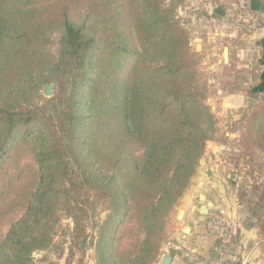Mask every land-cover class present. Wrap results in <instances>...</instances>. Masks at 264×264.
<instances>
[{
	"label": "trees",
	"instance_id": "1",
	"mask_svg": "<svg viewBox=\"0 0 264 264\" xmlns=\"http://www.w3.org/2000/svg\"><path fill=\"white\" fill-rule=\"evenodd\" d=\"M185 1L0 0V163L34 162L0 183V227L9 224L0 264H31L62 217L75 246L94 222L96 264L157 263L215 134L199 60L175 16ZM48 83L56 87L44 98ZM242 146L264 153V107L246 118ZM257 202L248 211L264 238V188ZM134 234L126 251L119 242Z\"/></svg>",
	"mask_w": 264,
	"mask_h": 264
},
{
	"label": "rangeland",
	"instance_id": "2",
	"mask_svg": "<svg viewBox=\"0 0 264 264\" xmlns=\"http://www.w3.org/2000/svg\"><path fill=\"white\" fill-rule=\"evenodd\" d=\"M175 16L187 32L191 53L199 60L198 70L208 87L206 103L215 118L213 140L206 144L191 186L198 176L204 178L203 171L207 167L217 171L223 179L220 184L213 179L207 184L211 211L204 225L209 227L208 234H214L224 242L207 243L209 253L205 258L217 264H224V261L228 264H264V243H260L264 238L258 234L259 226L248 211V203L256 206L264 188V153L255 150L245 154L242 146L246 118L259 106L264 107V92H261L262 86L258 87L264 82L261 80L264 70V0H186ZM59 47V33L51 34L50 49L55 56ZM47 85H53L52 94L56 87L55 83L42 86L44 98H48L44 96ZM249 99L254 102L248 103ZM24 163L34 164L29 155L18 158L10 155L2 161L0 183ZM258 210L264 216L263 204ZM173 214L174 211L162 243L176 244L184 264H200L204 257L200 251H195L199 246L172 243L169 232L175 228ZM104 216L105 212H101L93 221L97 223ZM93 223L85 224L86 239L75 246L71 239L72 221L62 217L52 247L33 252L31 264H77L78 261L96 264L93 249L88 246L96 237L97 228H91ZM239 227L249 232L252 230V243H239ZM8 228L9 224L4 222L0 236L3 237ZM136 234L120 240L119 243H126V251L131 249V243H139ZM80 247L84 248V253ZM182 249H186L187 254L185 250L181 252Z\"/></svg>",
	"mask_w": 264,
	"mask_h": 264
},
{
	"label": "crops",
	"instance_id": "3",
	"mask_svg": "<svg viewBox=\"0 0 264 264\" xmlns=\"http://www.w3.org/2000/svg\"><path fill=\"white\" fill-rule=\"evenodd\" d=\"M264 56V53H263ZM264 58V57H263ZM263 76H261V80L264 79V70H262ZM204 158H202L204 162ZM202 162V163H203ZM201 164V162H200ZM204 178L198 176L193 181V185L191 186L190 190L186 192V194L182 197L179 201L178 206L174 210V214L172 215V219L175 223V228L169 232L170 239L172 243H194L195 246H199L198 248L195 247V251L202 254L204 257L200 264H217L215 261L210 262L208 261L205 256L208 255L209 250L206 248L207 243H223L219 241V239L214 234H208L207 230L209 227H206L204 224L206 220H208V215L210 214L211 209L208 207V203L211 201V197L207 192V184L213 179L215 183L220 184L223 179L222 177L218 176V172L214 171V169H210L207 167L204 171ZM211 176V178H207ZM205 206L208 210V214L203 216L199 212V207ZM205 220V221H204ZM201 223V224H199ZM229 225V224H228ZM238 226H240L238 224ZM240 228V227H239ZM240 239H238L239 243H252L253 237L251 236V231H245L244 228H240ZM254 233L257 235V231L253 230ZM168 233V231H167ZM253 234V233H252ZM194 235H196L194 237ZM260 243H264L261 241ZM170 242L168 244L163 243L162 248L160 249V253L156 264H159L162 257L166 254V250L171 247H177L174 244L171 246ZM185 245V244H183ZM185 253L186 252V249ZM183 249L181 252L184 251ZM164 252V253H163ZM184 259L181 260L180 252L176 250L175 256L172 258L171 264H184ZM223 264V263H222ZM224 264H228V261H224Z\"/></svg>",
	"mask_w": 264,
	"mask_h": 264
},
{
	"label": "water",
	"instance_id": "4",
	"mask_svg": "<svg viewBox=\"0 0 264 264\" xmlns=\"http://www.w3.org/2000/svg\"><path fill=\"white\" fill-rule=\"evenodd\" d=\"M52 87L53 85H47L45 88H44V96L45 97H51L52 95ZM251 102H254V100L252 99H249L248 100V103H251ZM199 212L201 215L205 216L208 214V210L205 206H201L199 207ZM176 254V249L171 247V248H168L166 250V254L162 257L161 261L159 264H171L172 262V258L175 256Z\"/></svg>",
	"mask_w": 264,
	"mask_h": 264
},
{
	"label": "built area",
	"instance_id": "5",
	"mask_svg": "<svg viewBox=\"0 0 264 264\" xmlns=\"http://www.w3.org/2000/svg\"><path fill=\"white\" fill-rule=\"evenodd\" d=\"M176 250L178 249V247H174Z\"/></svg>",
	"mask_w": 264,
	"mask_h": 264
}]
</instances>
